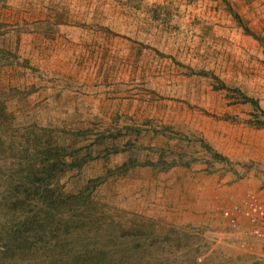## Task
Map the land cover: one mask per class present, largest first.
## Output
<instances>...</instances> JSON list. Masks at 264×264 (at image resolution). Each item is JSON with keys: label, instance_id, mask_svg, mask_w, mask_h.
<instances>
[{"label": "rangeland", "instance_id": "obj_1", "mask_svg": "<svg viewBox=\"0 0 264 264\" xmlns=\"http://www.w3.org/2000/svg\"><path fill=\"white\" fill-rule=\"evenodd\" d=\"M263 185L264 0H0V264H264Z\"/></svg>", "mask_w": 264, "mask_h": 264}, {"label": "built area", "instance_id": "obj_2", "mask_svg": "<svg viewBox=\"0 0 264 264\" xmlns=\"http://www.w3.org/2000/svg\"><path fill=\"white\" fill-rule=\"evenodd\" d=\"M214 211L223 241L264 258V185L248 190L236 201L216 204Z\"/></svg>", "mask_w": 264, "mask_h": 264}, {"label": "trees", "instance_id": "obj_3", "mask_svg": "<svg viewBox=\"0 0 264 264\" xmlns=\"http://www.w3.org/2000/svg\"><path fill=\"white\" fill-rule=\"evenodd\" d=\"M34 222L35 220H33L30 225L35 226ZM36 222L38 223L39 221H36ZM22 231H23V226H21L20 223H16V224L14 223L12 226L10 225V228L4 232L6 235L3 238H0V254L2 255L13 254L14 256L16 255V253L21 252L20 245L22 243H25V241L31 238V236L23 237ZM2 239L5 240L6 242L3 241ZM32 239L35 240L34 237ZM58 262H59L58 260L55 261V264H58ZM81 264H97V262L94 260L93 261L86 260Z\"/></svg>", "mask_w": 264, "mask_h": 264}]
</instances>
